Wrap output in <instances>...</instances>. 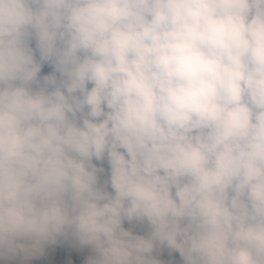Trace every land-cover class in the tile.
<instances>
[{
	"label": "clouds",
	"instance_id": "1",
	"mask_svg": "<svg viewBox=\"0 0 264 264\" xmlns=\"http://www.w3.org/2000/svg\"><path fill=\"white\" fill-rule=\"evenodd\" d=\"M0 264H264V0H0Z\"/></svg>",
	"mask_w": 264,
	"mask_h": 264
}]
</instances>
